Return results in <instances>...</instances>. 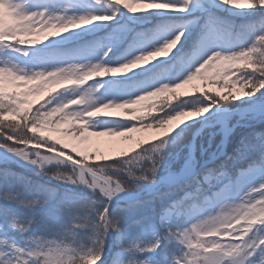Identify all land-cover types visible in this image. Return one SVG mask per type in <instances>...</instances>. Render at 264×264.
<instances>
[{
    "label": "snow or ice",
    "instance_id": "snow-or-ice-1",
    "mask_svg": "<svg viewBox=\"0 0 264 264\" xmlns=\"http://www.w3.org/2000/svg\"><path fill=\"white\" fill-rule=\"evenodd\" d=\"M82 3L74 0L56 11L43 0H0V155L6 164L15 157L64 188L33 195L15 187L31 183L26 176L0 168V264H264V103L235 107L264 96V0H92L89 10L70 11ZM93 4L108 11L93 10ZM220 10L254 16L237 22ZM125 11L132 18L160 14L164 21L150 30L152 50L137 52L135 41L146 33L136 32L124 58L114 62V47L131 31L113 25ZM110 25L103 36L93 35ZM223 33L235 43H210ZM37 35L42 39L24 38ZM61 43L73 50L30 56ZM150 62L149 72L182 64L189 74L179 82L154 76L122 100L97 95L103 85L90 83ZM209 68L226 92L195 83ZM185 85L196 94L179 92ZM44 93L33 110L27 98ZM160 96L158 115H152L155 104L137 107ZM193 97L199 102L190 103ZM100 117H127L131 123L122 130L101 128L95 123ZM190 120L201 127L182 143L195 127ZM139 128L164 135L132 155L99 154L91 163L87 149L47 134L62 132L90 146L93 135L132 139L127 134ZM205 128L213 129L207 144L200 139ZM238 129L239 141L229 150ZM217 135L221 139L214 143ZM14 206L28 214L17 215Z\"/></svg>",
    "mask_w": 264,
    "mask_h": 264
},
{
    "label": "rangeland",
    "instance_id": "rangeland-1",
    "mask_svg": "<svg viewBox=\"0 0 264 264\" xmlns=\"http://www.w3.org/2000/svg\"><path fill=\"white\" fill-rule=\"evenodd\" d=\"M46 5L56 11L62 10L64 7H69L74 3V0H43ZM92 4V0H83V3L76 8H71L70 11H84L89 10L88 5ZM139 7V5H136ZM92 9L96 11H108L106 6H98V5H92ZM219 14L223 16H231L232 18H252L254 16V13H237L233 10L232 13H229L228 11L220 10ZM169 16H179L181 14H167ZM164 21V16L156 13H140L137 14L136 18H132L131 14L127 13L125 11V14L122 15L119 18V21H114L113 25L119 23L122 27L119 31L121 33L127 31L128 29H131V31L127 32L128 40H125L123 43L119 44L118 46L114 47L113 51L115 55L112 57V60L115 62L117 60L123 59L125 52L129 49V44L132 43V37L134 33L136 32H144L146 35L135 41L136 50L139 52L141 48H143L145 51L152 50L153 48V41L155 40V36L152 34L150 30L156 29L161 23ZM171 22V21H169ZM92 29L98 28V25L91 26ZM112 26H108L107 28H103L100 31L94 32L93 35L96 36H103L105 33L109 32L111 30ZM90 31V29H84L81 30V32ZM72 33H69L68 36H72ZM25 39H42V35H37L33 37H24ZM61 40H64V38H60ZM85 40L92 39V36H85ZM210 43L214 44L217 48H225L229 44L235 43V38L233 36L228 35L227 33L223 34H216L213 35L210 39ZM73 45L70 43H61L55 45L53 48L47 49L46 51L36 52L33 50L30 52V56L32 58H40V57H54L60 52H67L72 51ZM20 56L21 60H24L27 62L29 60V57H23L21 54H16ZM156 64L160 63V59L158 58L155 61ZM153 67V62H150L147 66H141L140 68L133 70L132 72L128 74H117V75H109L105 78H93L94 80L90 83L92 84H102L103 88L101 89L100 93H97V95H101L105 92L108 93L107 98L111 99L113 97H116L117 99H124V93L128 92L135 96V93L133 89L138 86L139 84L152 79L154 76H160V75H166L169 79L173 80L174 82H179L180 78L184 76L186 78V75L189 73L184 72V66L181 65H164L162 66L157 72H149L148 69H151ZM215 75V70L212 68L206 69L202 78H198L195 83L199 84L201 86L202 90H208V91H223L226 92V88H221L220 85L213 82L212 77ZM6 87L11 90V86L6 84ZM29 87H31L29 85ZM25 89H21L23 91ZM179 92H188L191 95H195L196 93L193 91L191 85H185L183 88L178 90ZM264 92V90H262ZM73 93L71 91L63 93L64 97H70ZM47 95V93L41 94V95H30L27 99L32 102L33 110L35 107L38 106V102H42L43 98ZM170 94H164V96H168ZM163 96L160 97H151L145 101L142 102L140 106L137 107H143L148 104H155L156 107L152 111V115H158L160 114V110L162 107V100ZM178 98H172L171 102L176 103ZM199 101L195 100V97L190 98V103H198ZM264 103V96L261 95V93H258L255 97H253L251 100H241L236 102L235 107H240L241 105L247 107L250 104H254L259 106L260 104ZM232 107V106H230ZM112 111V110H109ZM146 111V109H145ZM215 112H217V109H213L211 112L207 114V116L211 117ZM137 117H140L143 115L142 112L136 113ZM186 119V118H185ZM200 120L205 119V117H200ZM95 123L100 125L101 128L105 127H116L117 130H122L120 126H127L131 122L127 120V117L125 118H108V117H100L95 120ZM187 124L195 125L194 128L190 132H188L187 139L183 143H188L191 141L192 135L201 127V125L197 122V120H190L187 122ZM187 124L185 126H187ZM62 128L66 129L69 128L70 125H62ZM213 129L205 128L204 132L202 133L200 139L204 141L205 144H207V140L209 138L208 133L212 131ZM243 130L238 129L237 132L233 133V144L230 146L229 150H231V147L234 146L235 141V134L238 135L241 134ZM151 132V133H150ZM53 136H56L58 138H61L64 140L65 143L69 144L70 146L75 145L78 148L84 150L87 149V154L89 155V162H97L99 154H103L107 156L108 158H123L120 154L126 153L128 155H132L135 153V151H138L140 147L145 146L149 142H155L158 138L163 137L164 133L162 130L159 129H143L139 128L135 132L128 133L127 136L132 137V139H126L124 136H95L93 135L90 138V146L88 144H82L80 141L76 140L74 137L71 136H65L62 132H50L47 133ZM149 134H154L153 136ZM221 139L220 135H217L214 138V143H218ZM118 143L117 146H115V142ZM143 141V144H140L139 142ZM70 150V149H69ZM175 150V149H174ZM2 150H0L1 152ZM93 153H96V155H93ZM35 158V157H33ZM14 157L7 162L9 165H16L19 168L28 171L26 166L21 163L13 162ZM0 161L5 163L3 157H0ZM4 164V165H7ZM33 170H30L29 172H32ZM35 172V173H33ZM33 174H36L38 176V171H33ZM37 172V173H36ZM41 177L43 180L59 185V187L63 188L62 185L57 183L54 180H51L48 176L41 173ZM79 191V189H77ZM4 202L0 200V204H3ZM16 209V214L20 216L27 215V210L23 209L22 207L14 206ZM50 207V206H49Z\"/></svg>",
    "mask_w": 264,
    "mask_h": 264
},
{
    "label": "trees",
    "instance_id": "trees-1",
    "mask_svg": "<svg viewBox=\"0 0 264 264\" xmlns=\"http://www.w3.org/2000/svg\"><path fill=\"white\" fill-rule=\"evenodd\" d=\"M223 16H225V15L223 14ZM225 17H228V16H225ZM234 19H236L237 22H240V20H241V19H238V18H234ZM239 138H240V133L238 135L235 134L234 144L238 143ZM186 139H187V135L184 137L182 143L185 142ZM5 166L10 167L13 171L18 172V173H20L23 176H26L28 178V180L31 181V183H29L27 185H22L20 183H16L15 187L17 189H21L23 187H27V190L33 195H40V194H42L45 191V189H52V188L56 189L58 193H62L64 191V188L59 187V185H55V184H52V183H49V182L43 180V178L41 177V173H39L40 176H38L36 174H33V173H35L33 171H32L33 173L29 172L30 170L25 171V170L19 168L16 165L14 166V165H9V164L1 165L0 168H4ZM41 186H43V187H41ZM2 187L3 188H7L8 185L7 184H3ZM52 203L54 204L55 201H53ZM49 206H51V205H49Z\"/></svg>",
    "mask_w": 264,
    "mask_h": 264
},
{
    "label": "bare ground",
    "instance_id": "bare-ground-1",
    "mask_svg": "<svg viewBox=\"0 0 264 264\" xmlns=\"http://www.w3.org/2000/svg\"><path fill=\"white\" fill-rule=\"evenodd\" d=\"M151 133V132H150ZM149 135H151V136H153L154 134H149ZM114 142H115V140H113ZM118 145V143L117 142H115V146H117ZM0 153H2V152H0ZM0 157H3V155H0Z\"/></svg>",
    "mask_w": 264,
    "mask_h": 264
},
{
    "label": "water",
    "instance_id": "water-1",
    "mask_svg": "<svg viewBox=\"0 0 264 264\" xmlns=\"http://www.w3.org/2000/svg\"><path fill=\"white\" fill-rule=\"evenodd\" d=\"M2 152V151H1ZM16 160V158L14 157V160H13V162ZM1 163V162H0ZM24 164V163H23ZM26 167H28V168H30V169H33L31 166H26ZM34 170V169H33Z\"/></svg>",
    "mask_w": 264,
    "mask_h": 264
}]
</instances>
